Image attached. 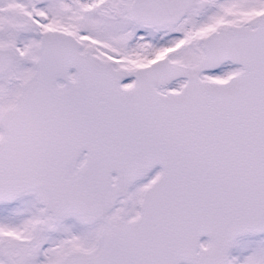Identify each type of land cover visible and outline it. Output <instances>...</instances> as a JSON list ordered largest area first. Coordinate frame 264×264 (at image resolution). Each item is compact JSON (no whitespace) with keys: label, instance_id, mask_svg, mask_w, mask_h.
<instances>
[{"label":"snow or ice","instance_id":"obj_1","mask_svg":"<svg viewBox=\"0 0 264 264\" xmlns=\"http://www.w3.org/2000/svg\"><path fill=\"white\" fill-rule=\"evenodd\" d=\"M0 264H264V0H0Z\"/></svg>","mask_w":264,"mask_h":264}]
</instances>
